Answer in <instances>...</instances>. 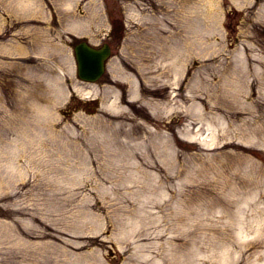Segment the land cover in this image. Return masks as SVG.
<instances>
[{"label": "rangeland", "instance_id": "374dc122", "mask_svg": "<svg viewBox=\"0 0 264 264\" xmlns=\"http://www.w3.org/2000/svg\"><path fill=\"white\" fill-rule=\"evenodd\" d=\"M104 4L129 37L89 111L65 80ZM262 261L264 0H0V264Z\"/></svg>", "mask_w": 264, "mask_h": 264}, {"label": "bare ground", "instance_id": "6f19581e", "mask_svg": "<svg viewBox=\"0 0 264 264\" xmlns=\"http://www.w3.org/2000/svg\"><path fill=\"white\" fill-rule=\"evenodd\" d=\"M189 30H191L194 35L195 34L197 35V33H196V23L195 22H194V24L191 23V27H190ZM169 37L170 36L167 35V39ZM157 40H161L162 41L163 38L162 39L158 38ZM170 42H171L170 45L168 44L167 40L165 42H163L164 43L163 48H164V52H165L164 59L167 60L165 64L168 65V68L165 69V71H166L165 73H167L169 76H173L176 79H178L177 77L179 76V74H181L180 70H181V68L183 67V65H184V63L186 61V57L188 58V56H193V55L196 54V52H195V50H192L191 48L189 49V47H188L187 51H186L187 53L185 54V51L183 50V48L179 44V42H180L179 39H177V40L171 39ZM199 76H200L199 74H195V77H194L193 81L197 82V79H198ZM134 86L135 85H131V89H132L131 90V92H132L131 96H137L138 95L137 89ZM80 89L81 88H79L78 90H80ZM90 89H91L92 93L95 91L94 87H90ZM215 102L216 101L214 99V101L212 103H208L210 109L219 108V106ZM105 103H107V102L105 101V99H103L102 100V104H105ZM155 104L157 105L158 103H155ZM196 104H197V102H194L192 104V106L196 107L197 106ZM109 105L112 106V104H110V103H109ZM113 105H114V103H113ZM210 112H211V110H210ZM195 119L199 123L197 118H195ZM188 131H190V129H187V132L182 131V133H180L179 135L184 137V138H186L187 140H190L192 138V135ZM245 245L246 244L242 243V246H245ZM227 247L228 246H226V248ZM258 264H264V261H262L261 263H258Z\"/></svg>", "mask_w": 264, "mask_h": 264}, {"label": "water", "instance_id": "95a60500", "mask_svg": "<svg viewBox=\"0 0 264 264\" xmlns=\"http://www.w3.org/2000/svg\"><path fill=\"white\" fill-rule=\"evenodd\" d=\"M88 45L80 44L75 47V57L78 64V72L93 74L102 70L104 54L102 50L89 48ZM103 54V56H102Z\"/></svg>", "mask_w": 264, "mask_h": 264}, {"label": "flooded vegetation", "instance_id": "af4514ba", "mask_svg": "<svg viewBox=\"0 0 264 264\" xmlns=\"http://www.w3.org/2000/svg\"><path fill=\"white\" fill-rule=\"evenodd\" d=\"M122 18L117 14L115 17H110V29L105 35V39L109 42H116L122 35L123 25L120 22Z\"/></svg>", "mask_w": 264, "mask_h": 264}]
</instances>
